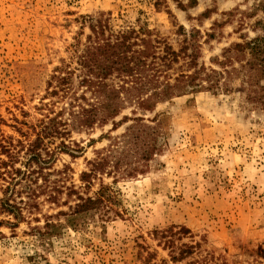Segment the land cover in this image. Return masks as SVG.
Here are the masks:
<instances>
[{
  "label": "rangeland",
  "instance_id": "rangeland-1",
  "mask_svg": "<svg viewBox=\"0 0 264 264\" xmlns=\"http://www.w3.org/2000/svg\"><path fill=\"white\" fill-rule=\"evenodd\" d=\"M263 7L264 0H198L187 11L173 0H0V159L9 160L4 146L20 168L29 143L24 135L34 140L33 128L48 118L68 122L69 132L46 140L56 155L43 172L47 182L41 173L27 182L36 197L29 199L24 182L17 188L13 200L23 220L1 210L7 183L0 179V264H142L140 245L162 264L168 250L152 232L172 225L205 240L195 258L208 251L218 264H255L251 255L264 243V105L247 102L238 80L231 93L175 97L153 111L130 100L114 121L117 129L111 120L79 128L69 115L70 96L51 92L54 76L74 72L87 46L84 16L105 14L116 31L145 25L177 52L197 44L199 64L221 71L226 49L264 35L257 26ZM242 60L227 65L240 69ZM186 62L169 75L187 72ZM77 76L74 94L94 98ZM136 118L147 128L133 130ZM61 142L68 151L61 152ZM102 159L104 169L86 189L83 173ZM73 192L99 193L106 213L68 225L58 214L75 206ZM48 220L63 226L47 229Z\"/></svg>",
  "mask_w": 264,
  "mask_h": 264
},
{
  "label": "trees",
  "instance_id": "trees-1",
  "mask_svg": "<svg viewBox=\"0 0 264 264\" xmlns=\"http://www.w3.org/2000/svg\"><path fill=\"white\" fill-rule=\"evenodd\" d=\"M173 2L183 11L198 5V0H173ZM159 3H156L157 7ZM262 10L264 12V7ZM208 15L209 11L203 14L205 17ZM82 19V25L87 26L89 30L86 37L87 46L78 53L77 68L74 72L68 70L63 73L62 68L56 71L63 74L54 76L57 88L51 92L53 95L62 92L65 96H70L69 115L74 125L79 128H91L98 122L107 124L110 120L115 124V119L130 100H134L140 109L153 111L157 104L168 102L175 97L203 91L212 92L214 95L219 94L220 91L231 93V85L236 80L240 84V92L246 93L247 102L264 105V35L233 44L226 49L223 55L224 61L218 64L221 71H218L199 64L197 44H188L177 52L166 40L155 35L153 30L145 25L116 31L111 25L110 18L105 14L96 17L84 16ZM257 26L263 30L264 19L259 20ZM181 30L184 31V28L181 27ZM190 49L192 53L188 54ZM182 58L188 59L186 63L189 70L177 74L176 77L170 76L169 72ZM239 59L243 62L240 69L227 65L234 60L239 62ZM77 72H79L78 76ZM74 75L79 78V86L85 88L94 98L88 99L86 92L82 95L74 94L72 82ZM225 75L227 77H224ZM234 75L236 79L232 77ZM76 109L79 111L76 112ZM134 121L137 124L133 130L147 128L141 124L143 119L136 118ZM67 127L68 122L56 116L48 118V121H41L40 125L33 128L36 137L34 140L24 135L29 143L23 146L26 156L25 161L20 162V168L16 167V163H19L16 162L19 161L18 157L10 149L2 146L4 155L9 159L8 161L0 159V179L7 183L3 189L4 198L1 203V210L4 213L13 216L17 221L24 219L22 208L13 200L18 194L17 188L24 182L22 190L29 189L26 192L29 199H33L31 196L36 197L37 191L27 182L32 183L36 173H41L45 182L48 181L43 172L52 169L56 152L47 149L45 142L68 135ZM148 129L154 130V128ZM60 148H63L61 152L69 149L65 142H61ZM105 161L102 159L93 163V169L89 173H83L82 181L87 183L86 189L91 188V180L104 169ZM36 185L38 186L37 182ZM73 195L77 197L75 206H70L69 212L58 214L66 217L68 225L75 227L81 219L106 213L107 201L99 193L95 197L83 196L77 192L69 194L70 197ZM62 226L48 220L45 228L52 230ZM38 232L41 234V231ZM152 236L158 240L159 246H163V250H168L169 261L163 259L162 264H169L168 262L218 264V258L208 251H205V255L195 258L205 240L195 241L193 232L185 226L172 225L164 230H154ZM188 239L189 242H185ZM139 247L142 264H157V252H151L142 245ZM253 256L255 264H264V243L258 246L251 255ZM220 264L228 263L222 260Z\"/></svg>",
  "mask_w": 264,
  "mask_h": 264
}]
</instances>
